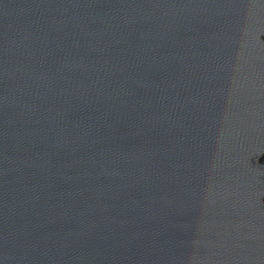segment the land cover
Segmentation results:
<instances>
[{"label":"water","instance_id":"1","mask_svg":"<svg viewBox=\"0 0 264 264\" xmlns=\"http://www.w3.org/2000/svg\"><path fill=\"white\" fill-rule=\"evenodd\" d=\"M0 264H264V0H0Z\"/></svg>","mask_w":264,"mask_h":264}]
</instances>
